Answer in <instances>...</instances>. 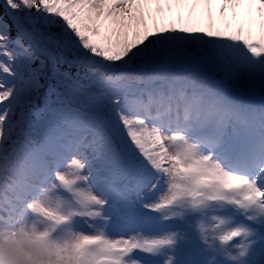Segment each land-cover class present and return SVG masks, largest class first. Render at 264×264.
Wrapping results in <instances>:
<instances>
[{
  "label": "snow or ice",
  "instance_id": "6c2138e0",
  "mask_svg": "<svg viewBox=\"0 0 264 264\" xmlns=\"http://www.w3.org/2000/svg\"><path fill=\"white\" fill-rule=\"evenodd\" d=\"M3 4L0 264H264V0Z\"/></svg>",
  "mask_w": 264,
  "mask_h": 264
},
{
  "label": "rangeland",
  "instance_id": "374dc122",
  "mask_svg": "<svg viewBox=\"0 0 264 264\" xmlns=\"http://www.w3.org/2000/svg\"><path fill=\"white\" fill-rule=\"evenodd\" d=\"M1 2H2V4H3V0H1ZM3 7H4V4H3ZM5 8V7H4ZM164 15V14H163ZM173 21H175V18L173 19ZM173 21L171 20V19H168V18H164V20L162 21L163 23H173ZM177 26H179V25H177ZM14 34H15V30H14ZM39 63V62H38ZM43 91H44V89H43ZM42 91V92H43ZM5 103H7V102H5ZM37 106H39V107H42L43 106V101H42V99H40V100H37ZM0 107H2V106H0Z\"/></svg>",
  "mask_w": 264,
  "mask_h": 264
},
{
  "label": "trees",
  "instance_id": "16d2710c",
  "mask_svg": "<svg viewBox=\"0 0 264 264\" xmlns=\"http://www.w3.org/2000/svg\"><path fill=\"white\" fill-rule=\"evenodd\" d=\"M4 13H5V8L3 7V4L0 0V16H4V19L8 20V22L11 23V20L9 19V17L7 15H4ZM13 35H15L14 30H13ZM42 83H43V81H42Z\"/></svg>",
  "mask_w": 264,
  "mask_h": 264
},
{
  "label": "bare ground",
  "instance_id": "6f19581e",
  "mask_svg": "<svg viewBox=\"0 0 264 264\" xmlns=\"http://www.w3.org/2000/svg\"><path fill=\"white\" fill-rule=\"evenodd\" d=\"M214 12H215V9H214ZM164 17H165V18H168V19H171L172 21H173V19H174V16H173L172 14L168 13L167 11H165V13H164ZM173 22H174V21H173Z\"/></svg>",
  "mask_w": 264,
  "mask_h": 264
}]
</instances>
